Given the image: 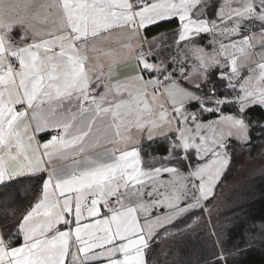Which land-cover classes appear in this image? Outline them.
I'll return each instance as SVG.
<instances>
[{
	"label": "snow or ice",
	"instance_id": "6c2138e0",
	"mask_svg": "<svg viewBox=\"0 0 264 264\" xmlns=\"http://www.w3.org/2000/svg\"><path fill=\"white\" fill-rule=\"evenodd\" d=\"M162 21L178 24L183 45L171 71L149 62L164 36L141 32ZM116 30L136 71L113 83L120 59L110 50L105 73L87 52ZM257 48L259 62L241 76L238 59ZM221 87L238 94L217 98ZM255 105L264 106V0H0V264H152L154 245L186 237L207 210L230 140L243 147L255 128L264 135L247 116ZM204 112L219 118L203 123ZM48 129L57 134L41 143ZM154 133L174 137L162 159L186 174L143 166L140 138ZM162 172L174 179L158 180ZM255 239L227 250L214 240L206 264H236Z\"/></svg>",
	"mask_w": 264,
	"mask_h": 264
},
{
	"label": "rangeland",
	"instance_id": "374dc122",
	"mask_svg": "<svg viewBox=\"0 0 264 264\" xmlns=\"http://www.w3.org/2000/svg\"><path fill=\"white\" fill-rule=\"evenodd\" d=\"M257 62H259V57L256 55V52L249 54L247 57H240L238 59V65H241L240 75L248 76L249 69L254 68ZM220 91L227 93L230 90L226 87H221L219 88V92ZM217 98H219V96ZM226 106L227 108L233 106V112L221 113L225 115L234 114L236 106ZM255 106L264 109V106ZM209 107H214V105H209ZM168 111L171 112V109H168ZM218 118L219 116L214 120ZM200 121L203 123L208 122L202 120L201 117ZM165 131H167V129H165ZM157 135L158 134L154 133L153 137H158ZM159 137L165 136L160 135ZM230 143L232 145L230 149L232 152L230 165L216 185L214 197L206 203L205 207L207 210L203 212L199 210L196 211L199 222L194 226L193 232L189 233L186 237L169 238L157 244L154 250L156 254L155 258L150 260L152 264H196V262H199L198 264H206V262L201 261L204 260L207 253L209 234L213 235V240L218 239L217 230L224 226L225 214L231 210L237 209L241 205L239 203L247 194L249 198L242 202L247 203L253 200L252 180L255 176H264V156L260 155L253 158L246 150L245 146L242 147L235 139L230 140ZM196 162V158L193 157L191 163L194 164ZM155 164L156 167L160 166L161 168L176 167L185 174L187 171V169L175 159L167 161L158 159ZM184 164H189V162L186 161ZM250 182L251 184H249ZM193 218L195 219V217ZM162 253H166V255Z\"/></svg>",
	"mask_w": 264,
	"mask_h": 264
},
{
	"label": "trees",
	"instance_id": "16d2710c",
	"mask_svg": "<svg viewBox=\"0 0 264 264\" xmlns=\"http://www.w3.org/2000/svg\"><path fill=\"white\" fill-rule=\"evenodd\" d=\"M172 23H164L151 28L147 36L155 35L163 30L171 28ZM237 92H219V98L227 96L229 99L235 97ZM209 106V105H208ZM194 111L196 108L194 107ZM233 106L227 108L226 105L221 106V112H233ZM219 114L204 112L201 118L204 121L214 120ZM247 116L251 118V122L255 124H264V109L261 107H252L247 112ZM252 137L251 144L245 145L246 150L254 158L256 156H264V135L261 134L259 128H255L250 133ZM174 137H166L159 140L152 141L141 147V156L144 162V167H152L155 160L162 159L168 155L170 140ZM253 200L243 203L242 201L248 199L247 194L239 203L241 204L237 209L231 210L225 214L224 226L219 228L217 237L222 241V247L227 250L239 244L241 248H245L249 237H256L252 242L251 248L243 255H238L234 259L236 264H264V237H261L262 225H264V176L253 177ZM251 184V182L249 183ZM28 201L22 202V208L26 207ZM209 242L207 246V253L201 262H206L211 259V253L215 251L213 235L209 234ZM202 249V247H201ZM200 262V263H201ZM199 262H196L198 264Z\"/></svg>",
	"mask_w": 264,
	"mask_h": 264
},
{
	"label": "crops",
	"instance_id": "0c3cea01",
	"mask_svg": "<svg viewBox=\"0 0 264 264\" xmlns=\"http://www.w3.org/2000/svg\"><path fill=\"white\" fill-rule=\"evenodd\" d=\"M222 2V0H209L210 4L213 5H218ZM216 11L215 8H211L208 10V17L209 18H214L212 16V12ZM164 23H169L168 21H162L159 22L158 24H154L149 26L147 29H142L141 32L144 36H146L149 40H151L153 37H160L161 35L164 36V40L163 41H159L155 47V49L153 50V56L152 58H150L149 62L151 63H155V64H159L161 61H164L165 64L167 66H169V71L172 70L173 64L172 61L174 59H179L181 56V53L178 51L179 48L183 47V45H177L176 43H174V38L172 36V33L177 29L178 24L173 21L170 22L172 23L171 28H168L166 30H163L159 33H156L155 35H150L147 36V31L150 32L149 30L155 26L164 24ZM120 34V30H116V32H114L112 34V38L109 40H106L103 42L101 48L99 51H92L91 49H89V51L87 52V55L89 56V63L92 65H96L97 68L99 69L100 66H103V71L105 73H107L109 65L112 63V59H113V55L108 54L109 51L111 50V52L118 58L120 59V63H118V65H116L115 67V75L112 78V82L114 83L116 80H122L125 77L131 76L135 74L136 71V61L134 58L132 59H122V57L127 55V49H125L121 43V41L118 39ZM199 39V46L201 47H205L206 51H211L212 48L210 47L211 41H212V37L210 35H202ZM135 44V42H133ZM145 48H148V45H145ZM258 48L255 49L253 52H257ZM259 51V50H258ZM253 52H251L250 54H252ZM187 65H191L192 63H194L193 59H188L186 61ZM190 67H186V71H190ZM213 72L216 71V69L212 70ZM147 78V76H146ZM162 79V77H160ZM176 79H180L178 76L176 77ZM107 82V81H106ZM195 82V81H192ZM182 86L184 87H188V82H182ZM160 103H163L165 105L166 108L171 109L170 107H168V101L167 98L164 96L163 94V86L160 89ZM194 107H190L189 110L190 111H194L193 110ZM100 125H98L99 127ZM56 131L53 129H48L45 132L41 133L38 136V139L41 141V143H43L44 141L48 140L51 138L52 135H55ZM158 137H153V139L151 141H148L146 139V137H141L140 138V145L141 147L144 146L147 143H150L152 141L155 140H159L162 138H166L169 136H165V137H159L160 135H157ZM143 160V159H142ZM157 160L154 161L153 166L152 167H156L155 162ZM65 164H67L69 167L71 166L70 161L68 162H64ZM144 166V165H143ZM160 167V166H158ZM158 180L161 181H170L173 180V174L171 173H161L159 174V176L157 177ZM155 246H153L151 253H149L148 255V259L151 260L153 258H155Z\"/></svg>",
	"mask_w": 264,
	"mask_h": 264
},
{
	"label": "built area",
	"instance_id": "2783aa9c",
	"mask_svg": "<svg viewBox=\"0 0 264 264\" xmlns=\"http://www.w3.org/2000/svg\"><path fill=\"white\" fill-rule=\"evenodd\" d=\"M57 134V132L55 133V135Z\"/></svg>",
	"mask_w": 264,
	"mask_h": 264
}]
</instances>
